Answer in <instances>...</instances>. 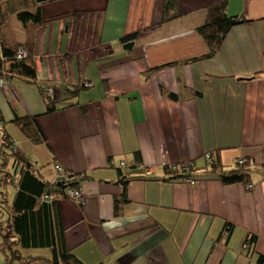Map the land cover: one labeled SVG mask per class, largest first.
I'll use <instances>...</instances> for the list:
<instances>
[{"label":"crops","instance_id":"crops-1","mask_svg":"<svg viewBox=\"0 0 264 264\" xmlns=\"http://www.w3.org/2000/svg\"><path fill=\"white\" fill-rule=\"evenodd\" d=\"M20 1L0 0L7 14L0 38L9 45L25 40L15 12L35 11L32 2ZM220 3L245 23L211 52L198 30ZM165 4H42L33 46L38 85L15 79L0 88V154L6 128L15 126L21 137L13 140L17 158L6 175L19 158L44 180H54L56 165L89 177L78 187L81 200L59 203L66 247L83 264H261L264 0H176L167 21ZM132 34L138 38L128 52L120 41ZM87 82L92 87H84ZM40 87L54 95L59 110L46 114ZM16 116H38L49 146L27 139L13 123ZM136 152L140 179L129 171ZM208 153L224 169L246 160L250 186L207 176ZM185 163L204 170L195 184L163 179L167 166ZM120 173L135 179L127 183ZM18 180L8 181L16 187ZM253 236L256 242L245 248Z\"/></svg>","mask_w":264,"mask_h":264},{"label":"trees","instance_id":"trees-1","mask_svg":"<svg viewBox=\"0 0 264 264\" xmlns=\"http://www.w3.org/2000/svg\"><path fill=\"white\" fill-rule=\"evenodd\" d=\"M48 1H20V3H23V6L26 3L29 6L30 2H32L35 10L33 12L27 10L15 12L16 19L25 29L24 42H16L9 45L0 38V79H4L8 85L15 79L22 80L28 84L38 85L33 46L35 43V32L42 25L41 6ZM175 6L176 0H166L164 21L170 20L175 16L173 13ZM225 7V3L210 7L206 23L198 30L208 46L212 48L211 52H213L214 46L217 47L222 43L225 35L232 27L245 23L243 18L229 17L225 13ZM6 16L7 14L0 5V18H5ZM137 38L138 34H132L123 38L120 41L123 49L128 52L132 51ZM21 51H25L26 54L20 57ZM86 84H90L89 87L93 85L91 82H87L84 84L86 88H89ZM40 89L46 103V114H52L59 110L54 95H50L47 90H43L41 87ZM170 98L177 99L174 95H170ZM38 119V116H16L13 123L34 145L44 144L49 146L44 132L38 125ZM8 135L9 133L7 132L2 144L0 167L7 166L11 160L17 158L13 144L14 139ZM209 154L211 156L210 160L206 159L208 171H205V174L207 176H214L224 185L245 184L248 187L250 186L251 173L246 168L248 165L246 160L244 163H237L233 169H224L218 157L215 158L214 154ZM135 159V164L129 168V171L133 176L138 177L137 179H140L142 176L137 170L141 171L142 157L139 152L135 153ZM19 160L22 161V159L18 158L14 162L12 166L13 172H9L6 175L7 173H4V170L2 171L5 174L2 181L4 184L15 176L19 177L16 184V194L8 210L10 221L0 227V252L6 256V263L83 264L66 247V231L62 223L59 203L60 200L70 199L68 196L69 190L78 191L81 194L78 187L81 182L89 177L76 176L62 167L65 174H57L53 181H48L37 175L36 171L27 167V165L21 166ZM185 164L167 166L165 172L168 177L163 179L182 183H188L189 181L188 184L193 185L191 182L195 184L197 182L196 174L198 171L204 172V170L195 168L193 164ZM119 167L120 170L124 169L126 164L121 163ZM180 167L181 172L179 171ZM120 178L124 179L127 183L135 179L122 173H120ZM0 196L4 200L5 196L1 191ZM255 242L256 237L253 236L246 241L245 245L249 247ZM29 250H49L52 256L51 258L34 257L28 252ZM26 252L30 255H25ZM261 264H264V259L261 260Z\"/></svg>","mask_w":264,"mask_h":264},{"label":"rangeland","instance_id":"rangeland-1","mask_svg":"<svg viewBox=\"0 0 264 264\" xmlns=\"http://www.w3.org/2000/svg\"><path fill=\"white\" fill-rule=\"evenodd\" d=\"M4 125H6V124H4ZM9 127L6 128V126H5L6 132L10 133L11 137L13 139H15L14 141L16 142L21 137H20L19 133H17V129H16L15 126H9ZM0 136L1 137L3 136L2 132H0ZM26 145H27V147L29 146V144H26ZM18 146L21 147L20 144ZM16 147H17V145H16ZM24 147L26 148L25 145H24ZM37 150H41L43 152L44 149H43V147H40L39 149L37 148ZM208 156H209V160H210L211 156H210L209 153L206 154L204 157L207 158ZM244 162H245V160L241 159L237 163L241 164V163H244ZM39 165H41V164H39ZM2 169L4 170V173H8V171H9L8 167L6 165L3 166ZM4 173L1 174V178L2 179H3V176H5ZM148 174L150 175L151 171H149ZM188 183H189V181H188ZM0 191L2 193H4V196H5V198H4V200H5L4 206L5 207L0 210V220L3 221L2 224L4 226L5 223L7 222L8 216H9V213H8L9 207L11 206V203L13 202L14 196L16 194V187H15L14 184H12L10 181H8L6 184L2 183V185L0 186ZM28 252H30L34 257H50L51 258V256H52V254L50 253L49 250H29ZM27 254L30 255L29 253L26 252L25 255H27ZM0 256L3 257V253L2 252H0Z\"/></svg>","mask_w":264,"mask_h":264},{"label":"built area","instance_id":"built-area-1","mask_svg":"<svg viewBox=\"0 0 264 264\" xmlns=\"http://www.w3.org/2000/svg\"><path fill=\"white\" fill-rule=\"evenodd\" d=\"M26 52L25 51H21V54L19 55L20 57L22 55H25ZM7 85L6 81L4 79H0V88H3ZM88 87L90 86V84H86ZM209 160V156L206 158ZM186 165V164H185ZM55 171L58 175H64L65 171L61 166H55ZM179 171L181 172V167L179 168ZM192 184H194L193 182H191ZM68 196L70 197V199L72 200H81L82 199V195L78 192V191H74V190H69L68 191ZM245 248H248L245 245Z\"/></svg>","mask_w":264,"mask_h":264}]
</instances>
